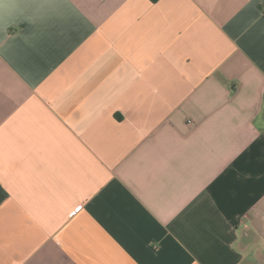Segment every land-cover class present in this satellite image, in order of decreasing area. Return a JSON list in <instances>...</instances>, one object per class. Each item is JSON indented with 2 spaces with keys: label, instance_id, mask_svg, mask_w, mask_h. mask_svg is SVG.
Returning <instances> with one entry per match:
<instances>
[{
  "label": "crops",
  "instance_id": "0c3cea01",
  "mask_svg": "<svg viewBox=\"0 0 264 264\" xmlns=\"http://www.w3.org/2000/svg\"><path fill=\"white\" fill-rule=\"evenodd\" d=\"M0 264H264V0H0Z\"/></svg>",
  "mask_w": 264,
  "mask_h": 264
}]
</instances>
